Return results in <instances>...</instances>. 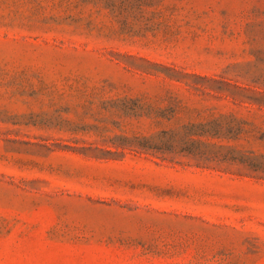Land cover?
Listing matches in <instances>:
<instances>
[{"label":"rangeland","instance_id":"obj_1","mask_svg":"<svg viewBox=\"0 0 264 264\" xmlns=\"http://www.w3.org/2000/svg\"><path fill=\"white\" fill-rule=\"evenodd\" d=\"M0 264H264V0H0Z\"/></svg>","mask_w":264,"mask_h":264}]
</instances>
